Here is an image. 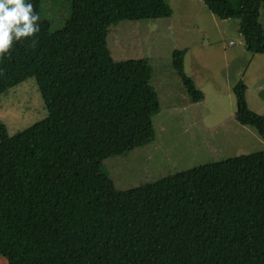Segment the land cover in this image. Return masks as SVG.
Returning <instances> with one entry per match:
<instances>
[{"label": "trees", "instance_id": "16d2710c", "mask_svg": "<svg viewBox=\"0 0 264 264\" xmlns=\"http://www.w3.org/2000/svg\"><path fill=\"white\" fill-rule=\"evenodd\" d=\"M239 20L246 49L264 53V0H201ZM0 58V95L34 78L48 115L8 134L0 119V255L6 264H264V149L119 190L103 160L155 138L160 101L147 57L115 60L110 25L172 14L164 0H70L52 30ZM171 61L193 102L204 93ZM236 82L235 120L264 139V114Z\"/></svg>", "mask_w": 264, "mask_h": 264}, {"label": "rangeland", "instance_id": "374dc122", "mask_svg": "<svg viewBox=\"0 0 264 264\" xmlns=\"http://www.w3.org/2000/svg\"><path fill=\"white\" fill-rule=\"evenodd\" d=\"M164 1L171 7L170 16L153 23L124 21L108 28L107 45L113 59L149 55L151 82L160 101V110L152 119L154 141L103 160V170L119 190L264 149V139L257 131L235 120L232 90L236 82L243 81L248 103L264 114V53L246 49L238 19L216 17L201 0ZM40 8L42 18L50 19L55 30L69 13L70 0H41ZM259 21L264 27V4ZM184 48V69L202 89L201 101L190 99L171 61L172 51ZM47 115L34 78L0 95V119L10 135ZM0 264H6L2 255Z\"/></svg>", "mask_w": 264, "mask_h": 264}, {"label": "clouds", "instance_id": "9594fccd", "mask_svg": "<svg viewBox=\"0 0 264 264\" xmlns=\"http://www.w3.org/2000/svg\"><path fill=\"white\" fill-rule=\"evenodd\" d=\"M39 20L34 5L26 0H0V58L10 55L17 41L33 38L35 44Z\"/></svg>", "mask_w": 264, "mask_h": 264}, {"label": "crops", "instance_id": "0c3cea01", "mask_svg": "<svg viewBox=\"0 0 264 264\" xmlns=\"http://www.w3.org/2000/svg\"><path fill=\"white\" fill-rule=\"evenodd\" d=\"M155 20H153V21H150V22H141V23H153ZM135 22H137V21H134V23ZM141 57H149V55H146V54H142V55H139L137 58H141ZM128 59H130V58H128ZM153 72V71H152ZM248 89V88H247ZM246 89V92H245V95H246V100H248L247 101V104H248V106L253 110L254 109V111L255 110H257L255 107H252L251 105H250V103H248L249 102V99H248V90ZM202 90V89H201Z\"/></svg>", "mask_w": 264, "mask_h": 264}, {"label": "built area", "instance_id": "2783aa9c", "mask_svg": "<svg viewBox=\"0 0 264 264\" xmlns=\"http://www.w3.org/2000/svg\"><path fill=\"white\" fill-rule=\"evenodd\" d=\"M231 43V42H230Z\"/></svg>", "mask_w": 264, "mask_h": 264}]
</instances>
